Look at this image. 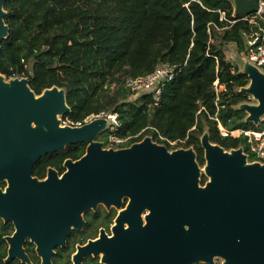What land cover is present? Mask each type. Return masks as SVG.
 <instances>
[{"label":"water","instance_id":"water-1","mask_svg":"<svg viewBox=\"0 0 264 264\" xmlns=\"http://www.w3.org/2000/svg\"><path fill=\"white\" fill-rule=\"evenodd\" d=\"M234 13L258 8L257 0H233ZM0 0V43L8 34ZM248 83L239 88L255 103L242 102L245 121L257 124L264 113V73L242 57ZM70 110L64 89L53 85L39 94L28 78L0 72V219L14 231L5 261L29 263L23 243L29 238L41 264H52L56 245L84 225L82 214L99 204L120 209L108 235L99 230L76 246L73 264L83 256L102 264H264V163L249 162L242 146L224 149L200 136L204 164L190 147L168 149L149 135L124 147H103L96 140L106 117L79 125L61 124ZM75 142H86L83 155L65 159L59 177L32 175L42 156ZM206 180L200 183L201 176Z\"/></svg>","mask_w":264,"mask_h":264},{"label":"trees","instance_id":"trees-1","mask_svg":"<svg viewBox=\"0 0 264 264\" xmlns=\"http://www.w3.org/2000/svg\"><path fill=\"white\" fill-rule=\"evenodd\" d=\"M3 9L8 34L0 43V72L27 77L35 94L63 88L70 108L64 120L115 113L109 132L128 137L126 145L149 135L168 149L191 146L201 166L205 131L226 150L244 146L243 136H222L218 129V123L228 130L254 126L238 108L250 99L239 91L248 77L226 56L231 46L241 52L248 24L219 19V10L231 19L229 0H3ZM160 63L175 75L164 80L158 99L125 86L126 77L151 73ZM85 147L75 142L40 157L32 174L42 177L47 166L62 170V161L78 158ZM205 180L202 175L200 183ZM11 229V222L0 220V264H22L3 261L2 235ZM83 264L102 263L89 256Z\"/></svg>","mask_w":264,"mask_h":264},{"label":"built area","instance_id":"built-area-1","mask_svg":"<svg viewBox=\"0 0 264 264\" xmlns=\"http://www.w3.org/2000/svg\"><path fill=\"white\" fill-rule=\"evenodd\" d=\"M229 1L232 4L231 19L226 18L225 11L223 10H219V19L226 20L229 24H232L237 20L247 22V29L241 31L243 49L240 52V56L244 57L260 72L264 73V0H257L258 8L253 12L243 15H236L234 13L233 0ZM231 47L230 49L233 50V46ZM174 75L175 72L172 66L168 63H160L155 66L151 73L143 76L126 77L124 84L130 91L135 93L152 91L154 93V99L156 100L160 95V88L163 85L164 80L171 79ZM217 82V79L213 82L215 90L218 89ZM97 116L106 117L108 121H111V125L108 127L109 131L115 129L117 124L115 113L100 112L99 114L89 116L84 119V121H88ZM215 119L217 118L215 117ZM63 123L69 125L81 124V122H72L68 119L64 120ZM218 129L222 136H243L244 146H242V150L246 154L247 160L249 162L264 163V113L260 116L258 123L254 126L228 130L218 123ZM127 139L128 137H118L109 132L107 140H109L110 147H121L126 144ZM169 143L173 145L175 141H169ZM212 264H222L221 259L216 258Z\"/></svg>","mask_w":264,"mask_h":264},{"label":"flooded vegetation","instance_id":"flooded-vegetation-1","mask_svg":"<svg viewBox=\"0 0 264 264\" xmlns=\"http://www.w3.org/2000/svg\"><path fill=\"white\" fill-rule=\"evenodd\" d=\"M83 122H81V123H83ZM86 145H87V143H86ZM124 146H127V145L125 144ZM124 146H121V147H124ZM115 148H117V147H115ZM84 152H85V150H84ZM84 152L81 155H83ZM67 158L72 159L71 157H67ZM67 158H65V159H67ZM78 158H75V159H72V160H76ZM65 159L62 161V164H61L62 165V170H58V169H56L53 166H47L46 170H45V173H44V175L42 177H37V176H35L33 174L32 175L37 177L38 179H45L46 178L47 169L49 167H52L53 169H55L57 171V173H58V175L60 177L62 175V173L66 170V168L63 166ZM1 184H2L0 186L1 188L6 187V185H7L5 181H3ZM127 201H128L127 197H124L122 199V204H121L120 209L121 208L123 209L125 207ZM120 209L115 207V206H110V207L107 208L103 204H99L96 207V209H88V210H86L82 214V217L84 219V225L82 226V228L81 229H72L69 232V234L67 235L66 239H65V244L64 245H56L54 247L53 254L51 255L52 264H73L72 255H73V253L76 252V246L78 244H84L89 238H96L98 236L99 230L101 228L104 229V231L108 235H110L112 233L111 227L115 224V218H116V216L118 214V211ZM95 213H96V215H95ZM90 217L94 218L93 221H91V222H89V218ZM0 220L3 221L2 219H0ZM7 222H11V221H7ZM11 224H12V222H11ZM96 224H97L96 228L95 229L92 228V226L96 225ZM13 231H14V227H13V224H12V229L9 231V233H4L2 235V238L4 240V244H5V255L3 256V261L4 262H17V263H22V264H32L33 263V259L32 258L34 256L35 258H38L39 264H41V259H40V257L38 256V254L36 253V250H35V244L32 241H30L29 238H26L24 243H23V249H24V252L27 255V257L29 258V261H30L29 263L21 262V260L19 258H13L10 261H5L4 260L6 258V256H7V248H8V242L5 239V236L11 235L13 233ZM87 235H89V236H87ZM84 236H86V237L84 238L83 241H78V240L82 239ZM76 238H78V239H76ZM74 239H76L75 242L71 243V241L74 240ZM29 243H31V245ZM89 256H91V255L87 254V255L83 256V258L81 259L79 264H83L84 261ZM91 257H93V256H91ZM97 258H98V261H99V257H97Z\"/></svg>","mask_w":264,"mask_h":264},{"label":"rangeland","instance_id":"rangeland-1","mask_svg":"<svg viewBox=\"0 0 264 264\" xmlns=\"http://www.w3.org/2000/svg\"><path fill=\"white\" fill-rule=\"evenodd\" d=\"M226 56L228 59H230L231 61L236 63L239 68H241L242 57L240 56V53H237V51L235 52L228 47L226 50ZM248 102L255 103L256 101L254 99L250 98ZM58 118L60 119L61 124H65V123H63L64 119L62 118V115H58ZM109 125H111V121L107 122L106 129L102 130L96 137V140H99L102 142L103 147H110V143L108 142L109 140H107L108 139V133H109V129H108ZM180 147L181 146H178V147H175L172 149H176V148H180ZM201 167H203V165Z\"/></svg>","mask_w":264,"mask_h":264}]
</instances>
